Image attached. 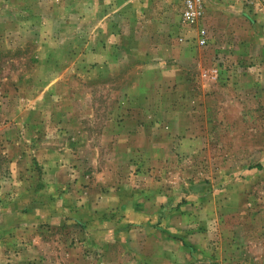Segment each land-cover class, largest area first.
Wrapping results in <instances>:
<instances>
[{"label": "rangeland", "instance_id": "obj_1", "mask_svg": "<svg viewBox=\"0 0 264 264\" xmlns=\"http://www.w3.org/2000/svg\"><path fill=\"white\" fill-rule=\"evenodd\" d=\"M101 1L0 0V264H264V0Z\"/></svg>", "mask_w": 264, "mask_h": 264}, {"label": "built area", "instance_id": "obj_2", "mask_svg": "<svg viewBox=\"0 0 264 264\" xmlns=\"http://www.w3.org/2000/svg\"><path fill=\"white\" fill-rule=\"evenodd\" d=\"M202 16V0H183L181 19L184 23L189 25H197L198 20ZM197 39L198 45L206 44V31L203 27L197 28ZM181 40V38L179 39Z\"/></svg>", "mask_w": 264, "mask_h": 264}, {"label": "crops", "instance_id": "obj_3", "mask_svg": "<svg viewBox=\"0 0 264 264\" xmlns=\"http://www.w3.org/2000/svg\"><path fill=\"white\" fill-rule=\"evenodd\" d=\"M97 0H95V3ZM132 4L133 1L130 0H102L101 4L103 6V13H102V19L106 20H112V14L117 12V10H122L125 9L129 4ZM89 6L91 5L90 3L88 4ZM126 5V7H125ZM118 7V9L116 8ZM125 7V8H124ZM116 8V9H114ZM105 11V12H104ZM111 18V19H110Z\"/></svg>", "mask_w": 264, "mask_h": 264}]
</instances>
